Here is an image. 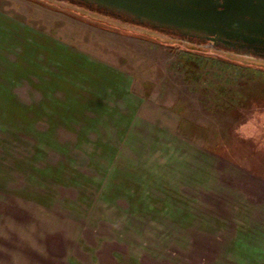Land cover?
I'll list each match as a JSON object with an SVG mask.
<instances>
[{
    "label": "rangeland",
    "instance_id": "1",
    "mask_svg": "<svg viewBox=\"0 0 264 264\" xmlns=\"http://www.w3.org/2000/svg\"><path fill=\"white\" fill-rule=\"evenodd\" d=\"M56 0H0V264H264V63Z\"/></svg>",
    "mask_w": 264,
    "mask_h": 264
},
{
    "label": "water",
    "instance_id": "2",
    "mask_svg": "<svg viewBox=\"0 0 264 264\" xmlns=\"http://www.w3.org/2000/svg\"><path fill=\"white\" fill-rule=\"evenodd\" d=\"M198 49L264 63V0H56Z\"/></svg>",
    "mask_w": 264,
    "mask_h": 264
}]
</instances>
